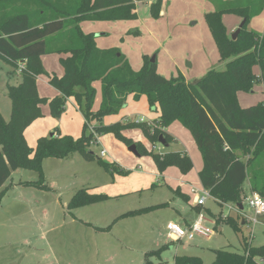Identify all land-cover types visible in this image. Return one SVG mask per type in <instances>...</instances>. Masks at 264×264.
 <instances>
[{
  "label": "trees",
  "instance_id": "16d2710c",
  "mask_svg": "<svg viewBox=\"0 0 264 264\" xmlns=\"http://www.w3.org/2000/svg\"><path fill=\"white\" fill-rule=\"evenodd\" d=\"M11 1L14 0H0V6L4 7ZM26 1L28 5L18 6L9 12L0 10V57L13 66V72L18 71L20 62H26V67L20 71L21 81L7 86L12 102L11 119L5 120L0 112V191L13 171L19 168L37 169L41 173L46 156L69 157L79 152L85 159H94L88 147L94 139L97 140L94 136L97 133H114L128 146L135 143L140 155L153 156L161 173L174 166L187 174L194 166L188 153H157L123 134L126 129L140 128L152 145H158L162 135L170 145L174 136L167 128L180 121L192 133L202 152L201 183L220 205L242 203L247 180L249 189L264 197V100L243 107L238 98V92H250L255 81L264 85V32L258 33L248 27L251 18L249 6L225 8L206 15L224 67L211 69L201 79L191 82L182 74L170 78L161 75L156 61L153 62L150 56L144 57L140 70H135L119 48H100L96 34L87 33L81 27L83 21L136 19V2L148 0ZM162 4L163 0H156L151 5L154 18L160 17ZM225 13L237 14L246 20L236 39H232L223 22ZM52 53L66 54L61 57L62 76L48 72L43 65L42 57ZM257 65L260 67L259 75L254 71ZM40 75H47L50 84L61 95L53 99L42 97L37 84ZM97 81L101 82L102 101L95 111L97 89L94 83ZM144 95L150 106L159 108L161 112L156 124L148 120L103 124L105 116L120 113L130 96L139 100ZM70 97L76 99L85 116L83 136L74 138L53 133L39 138L36 147L31 148L27 144L25 130L43 116L41 105L50 103L53 115L58 116ZM93 120H97L99 125L91 127ZM88 128L95 133L87 134ZM99 160L110 172L127 173L116 163ZM40 181H44L43 176ZM40 181L27 183L45 188L46 185ZM175 192L189 200L179 189ZM108 198L107 194H93L89 193V188H83L73 195L68 209ZM165 205L167 203L131 210L116 220L141 215ZM193 208L198 213L209 209L200 203ZM225 222L239 229V222L230 215ZM215 253L216 258L211 264H259L258 258H264V244L250 245L245 237L242 252L216 249ZM152 254H157V251H151L147 256ZM174 264L204 263L197 256L176 255Z\"/></svg>",
  "mask_w": 264,
  "mask_h": 264
},
{
  "label": "rangeland",
  "instance_id": "374dc122",
  "mask_svg": "<svg viewBox=\"0 0 264 264\" xmlns=\"http://www.w3.org/2000/svg\"><path fill=\"white\" fill-rule=\"evenodd\" d=\"M28 4L29 2L26 0H14L4 7L0 6V10L9 12L10 9ZM144 4V2H140L139 7L143 8ZM92 23L84 21L83 29L88 31L87 33L96 34V36L97 33L102 34L100 38L112 46L110 40L113 41V34H116L117 31L110 26L111 22L97 23V25L91 26ZM248 27L251 29L250 23ZM238 28L239 26L230 27L229 35L232 37ZM192 57L195 59L196 65L193 69L186 71L188 75L191 72L193 75H201L202 78L211 69L224 67V61L218 59L220 56H214L213 62L207 69L204 68L203 63L200 64L201 56ZM50 58H52L50 61L51 71L57 73L58 70H63L61 57L52 55ZM209 58L211 57L208 56ZM187 63L192 62L188 61ZM187 63H185L186 66ZM203 68L204 74L201 72ZM254 71L259 75L260 67L255 66ZM21 79L20 72H13V66L6 59L0 57V112L7 121L12 117V102L7 92V86L8 84H17ZM39 85L41 95L47 99L61 95L60 91L48 83L40 81ZM238 98L243 107L263 101V83L255 81L252 90L238 92ZM95 99L96 106L100 100L102 101V94L100 93L99 99ZM74 101L78 105L75 98ZM100 105L97 107L98 109ZM42 112L44 117L30 125L35 127L30 128L29 126L25 130L27 144L31 148L36 147L39 138L50 136L52 133L61 136L70 135L74 138H81L85 133V116L82 112L76 111L72 104L66 103L65 108L58 116L53 115L50 103L42 104ZM157 114L158 111L150 106L146 97L139 100L129 98L128 106L123 108L119 114L105 116L103 124L136 121L142 116L148 118L149 123L156 124V118L149 119ZM124 117H130V119ZM97 125H99L97 120L91 122V127ZM170 126L167 131L174 136V140L169 147L160 142L158 145H152L140 128L126 129L123 134L136 142H141L149 150H154L157 153L163 154L171 151L188 153L194 166L187 174L182 173L174 166L168 167L161 173L152 155L138 156L114 133L94 134L92 128H88L86 133L92 132L97 139H94L88 147V150L94 154V159H85L79 152H75L69 157L46 156L42 161L41 173L37 169L26 167L13 171L12 178L10 177L1 189L4 191L2 193L0 191V264H50L51 262L57 264L56 258L58 257L63 259H60L58 264H80L73 259L75 256H69V251L73 254L78 244L89 241L88 236L83 233L88 229L87 224L92 223L112 225L110 230L117 225H120L121 229L129 228V231L119 234L121 239L118 243L119 247L116 249L111 247L109 250L111 253H117L119 248L123 249L124 245H127V252L128 254L132 252L131 257L136 264H144L148 260L152 264H174L176 255L197 256L204 264H211L216 258V249L242 252L245 248V237L249 239L251 232L255 235L251 242L252 245H262L264 243V224L261 222L243 224L238 213L231 211L227 205H220L213 197L206 201V207L209 209L201 211L209 220L204 223V226L214 230L211 237L196 235L192 240L187 238L181 241L167 239L169 222L173 221L184 226L182 217L176 212V208L188 205L184 199L176 195L174 190L181 186V190L190 195V189L181 180L185 182L188 180L190 183L200 186L199 172L204 165L202 152L192 133L180 121H175ZM102 149L108 151L105 156H101ZM100 158L108 163H116L127 173L110 172L100 162ZM42 176L44 181H40ZM39 181L46 187L40 188L27 183ZM83 188H89V193L107 194L109 198L69 210L68 205L73 195ZM243 192L244 200V197L250 193L248 180L244 183ZM165 203L170 206H159L141 215L116 220L119 215L125 212ZM229 205H234V203ZM243 205L248 215H254L253 209L246 201H243ZM188 206L192 212L191 206ZM191 212H183V215L188 220L192 219V215H199V213ZM228 214H231L230 217L239 222L238 230L232 224L225 222ZM262 219L263 217H260V220ZM134 229L139 232L136 233ZM111 235H109L110 239L117 241L114 234L113 239ZM147 251H157V254L146 256ZM80 254L77 258L84 257L87 260L86 255L81 256Z\"/></svg>",
  "mask_w": 264,
  "mask_h": 264
},
{
  "label": "crops",
  "instance_id": "0c3cea01",
  "mask_svg": "<svg viewBox=\"0 0 264 264\" xmlns=\"http://www.w3.org/2000/svg\"><path fill=\"white\" fill-rule=\"evenodd\" d=\"M155 1L156 0L144 1L145 4L143 8L139 7L140 2H136V19L118 21H88L93 22L91 26L95 24L97 25V23L111 22L110 24L112 25H107H110L117 31L116 34H113V41L110 40L112 46H109L110 43H107L103 41L104 39L100 38L102 34L97 33V45L100 48H119L135 70H140L142 68L145 56H155L157 70L161 75L170 78L182 74L188 81L192 82L197 81L198 78H201V75H193L191 72H189L190 75H188L186 73V71L193 69L196 65L195 59H192V56H201V58H199L200 64L203 63L204 68L206 69L210 67L214 56H220L218 46L206 21V15L208 13L230 7L249 6L251 13L249 23L251 29L261 33L264 32V0H163L161 15L159 18H154L151 14V5ZM243 20L244 18L237 14L225 13L223 15V22L227 27L228 33L230 27L236 28L237 26H240L239 24ZM84 31L88 32L86 30ZM52 55L62 57L66 54L52 53L42 57L43 65L48 72L62 76L64 73L63 66V70L60 69L57 71V73L51 71L50 61L52 58L50 57H52ZM208 56L211 58L208 59ZM47 59H49L48 62ZM218 59H220V57ZM188 61L192 63H187ZM185 63H187V66ZM204 68L203 71H201L202 74L205 72ZM40 81L48 83L50 86L52 85L50 84L49 77L47 75L38 76L37 84L39 94L41 95L39 85ZM18 83L19 82H17V84ZM94 86L97 89L96 98L99 99L100 93L102 94L101 82H95ZM142 97L146 96L144 95ZM129 98L133 97L130 96ZM129 98L123 108L128 106ZM98 99L97 102L99 101ZM67 104H72L76 111H80L78 105L74 101V97H70L67 101ZM99 104H101V100L98 104H96V106L94 104V110L98 109L97 107ZM155 110L158 111V114L149 120L158 118L160 116L161 112L159 108H155ZM142 117L145 118L144 116ZM124 118L130 119V117ZM145 119L148 120V118ZM35 121L31 125H33ZM34 127L35 126H30V128ZM170 127L171 126H169L168 129H170ZM56 134L57 133H55V135ZM181 181L185 183L190 189V195L182 191L181 186L178 187V189L182 194L187 195L189 200L186 201L183 196L175 192V190L174 192L191 206L192 212L188 205H183L180 208H176V212L182 217L184 227H189L195 222L197 215H192V219L188 220L187 217L183 215V212L185 213L186 211H189L191 213L198 214V211L193 208V205L197 203L195 195L192 193V188H201L203 185L201 183L200 186H196L195 184L190 183L188 180L186 182L184 180ZM168 205L170 206V204H167L166 206ZM240 219L243 220L241 217ZM262 222V224H264V218L262 219ZM243 224H245L244 220ZM109 226L110 225L108 224H87L88 229L84 230L83 234L88 236L89 241L83 244H78L74 249L75 251H73V254L69 251V256H75L73 259L80 264H136L135 260L131 257L132 252L129 254L127 252V245H124L123 249L119 248V252L117 253H111L109 250L111 247L115 249L119 247L118 243L121 241L119 234H124V231H129V228L121 229L120 225H117L116 227L112 228V231L110 230L111 228L106 229ZM134 231L136 233L139 232L137 229H134ZM113 234L117 241L110 239L109 235H111L113 239ZM27 241L28 240L26 239V242ZM80 252H82V254H80ZM77 253L81 256L86 255L85 257L87 260L84 257L77 258L79 257ZM148 253L149 252L147 251L146 256ZM58 258H56L57 264L59 263L60 259L63 260L62 258ZM53 263L54 262H51L50 264Z\"/></svg>",
  "mask_w": 264,
  "mask_h": 264
},
{
  "label": "built area",
  "instance_id": "2783aa9c",
  "mask_svg": "<svg viewBox=\"0 0 264 264\" xmlns=\"http://www.w3.org/2000/svg\"><path fill=\"white\" fill-rule=\"evenodd\" d=\"M26 67V62L22 61L18 65V71L20 72ZM138 122L146 121L145 118L140 117L137 119ZM107 154V151L105 149H102L101 156H105ZM192 193L195 195L196 203H200L202 205H206V201L208 198L212 197L210 192L205 189L204 187L192 188ZM246 201L250 208L253 209L254 215L250 216L245 212V207L243 209L240 208V204L242 203H234V205H229L231 203H224V205H227L231 211H235L239 214V216L248 223H254L257 224L259 222L263 223L262 220H260V217L264 218V197L258 193L250 191L248 195L244 197V200ZM244 206V205H243ZM231 214H228V216ZM205 222H209V220L204 216V213L201 212L197 216L195 222L189 226L184 227L176 224L175 222L171 221L168 223V233L167 238L174 240V241H181L183 239H189L192 240L196 235H199L201 237H211L214 234V230L212 228L204 226ZM253 232H251L250 237L248 239L250 245L252 244V239L254 238ZM248 254V252H247ZM259 264H264V258H258Z\"/></svg>",
  "mask_w": 264,
  "mask_h": 264
},
{
  "label": "water",
  "instance_id": "95a60500",
  "mask_svg": "<svg viewBox=\"0 0 264 264\" xmlns=\"http://www.w3.org/2000/svg\"><path fill=\"white\" fill-rule=\"evenodd\" d=\"M245 21H246L245 19L242 21V23L240 24L238 30L232 35V39H236V38L238 37V35H239L240 32H241L242 27H243L244 24H245ZM152 61H153V62L156 61L155 56L152 57ZM52 135H53V134H52ZM159 142H160L162 145H164V146H166V147H169V144L166 142V140L164 139L163 135L160 136ZM129 149H130L133 153H135L136 155L140 156L136 144L131 145V146L129 147ZM239 206H240L241 209H243V207H244L243 204H240Z\"/></svg>",
  "mask_w": 264,
  "mask_h": 264
}]
</instances>
